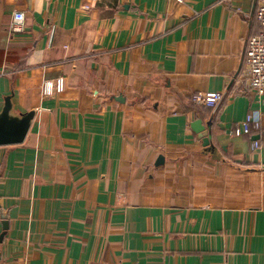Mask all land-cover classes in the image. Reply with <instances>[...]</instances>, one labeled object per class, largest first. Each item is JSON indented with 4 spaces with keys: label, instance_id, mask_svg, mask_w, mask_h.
I'll return each instance as SVG.
<instances>
[{
    "label": "crops",
    "instance_id": "1",
    "mask_svg": "<svg viewBox=\"0 0 264 264\" xmlns=\"http://www.w3.org/2000/svg\"><path fill=\"white\" fill-rule=\"evenodd\" d=\"M258 2L0 0V105L34 110L0 145V264H264V97L242 73Z\"/></svg>",
    "mask_w": 264,
    "mask_h": 264
},
{
    "label": "built area",
    "instance_id": "2",
    "mask_svg": "<svg viewBox=\"0 0 264 264\" xmlns=\"http://www.w3.org/2000/svg\"><path fill=\"white\" fill-rule=\"evenodd\" d=\"M255 17L259 23V32L252 34L246 39L244 50L242 73L248 81V86L254 91L257 101L264 97V0H259ZM25 14L23 11H15L11 22L9 23L10 32H19L24 28ZM64 89L62 77L53 81H46L43 86V92L46 95L60 92ZM222 95L216 92L197 93L194 95L196 101L214 106L221 99ZM251 127L259 128V122L251 114H247L235 128V133L249 132ZM258 146V141L253 140V147Z\"/></svg>",
    "mask_w": 264,
    "mask_h": 264
},
{
    "label": "water",
    "instance_id": "3",
    "mask_svg": "<svg viewBox=\"0 0 264 264\" xmlns=\"http://www.w3.org/2000/svg\"><path fill=\"white\" fill-rule=\"evenodd\" d=\"M34 117V110L17 112L13 109L12 93L5 95L0 105V145H11L22 143L29 131ZM200 119L192 123L193 130L197 137L202 140L205 147L210 145L209 129ZM163 162V156L157 159V164ZM0 217L3 219L4 229L8 227L7 215L0 208Z\"/></svg>",
    "mask_w": 264,
    "mask_h": 264
}]
</instances>
